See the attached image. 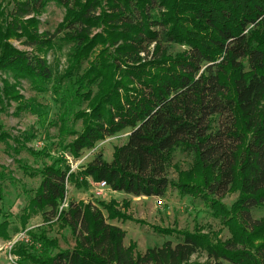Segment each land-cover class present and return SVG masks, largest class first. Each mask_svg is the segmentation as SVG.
I'll list each match as a JSON object with an SVG mask.
<instances>
[{
  "label": "trees",
  "instance_id": "1",
  "mask_svg": "<svg viewBox=\"0 0 264 264\" xmlns=\"http://www.w3.org/2000/svg\"><path fill=\"white\" fill-rule=\"evenodd\" d=\"M10 2L9 11H0V70L37 92L52 81L59 95L67 81L75 99L88 103L87 111L69 118L66 112L59 121V133L72 137L64 153L77 161L97 142L128 132L110 162L97 154L78 172L63 157L39 171L21 166L40 177L23 221L41 214L43 222L68 229L74 245L61 250L56 240L31 235L33 244L12 250L16 264H188L199 252L210 264H264V216L251 215L264 206V0ZM49 3L63 7L65 16L52 34L39 33L35 17ZM10 39L32 51L12 47ZM173 46L184 49L171 54ZM55 47H68V66L57 79L39 55ZM4 84L0 104L20 101ZM70 118L81 123L79 132L65 127ZM6 139L1 133L0 141ZM176 149L193 166L172 181L167 170ZM88 178L134 197L163 198L175 189L199 199L230 237L155 229L182 241L138 253L111 223L132 220L115 201H67L59 210L67 184L87 187ZM231 192L237 196L226 207L221 198ZM8 225L0 221V239H9Z\"/></svg>",
  "mask_w": 264,
  "mask_h": 264
},
{
  "label": "rangeland",
  "instance_id": "2",
  "mask_svg": "<svg viewBox=\"0 0 264 264\" xmlns=\"http://www.w3.org/2000/svg\"><path fill=\"white\" fill-rule=\"evenodd\" d=\"M11 6L10 0H0V11H9ZM64 16L63 7L49 3L44 11L35 17L38 20L36 26L38 32L52 34L63 21ZM92 32L100 31L94 29ZM8 43L18 50L32 51L30 47H25L15 40L10 39ZM183 49L173 46L169 52L175 54ZM67 51L68 47L62 48L61 51L55 47L39 54L45 58L56 79L68 66L65 57ZM5 82L12 86L21 100L4 98L3 103L0 104V134L3 133L7 137L6 141H0V212L5 216L0 215V221L5 218L9 222V239H0V264H16L17 257L11 253L12 250L17 245L33 244L30 240L31 235L43 234L48 239L56 240L61 250L71 249L74 245L68 229L63 228L59 223L43 222L41 214L29 213L26 222L23 221L24 209L32 192L39 185L40 177L25 174L21 166L39 171L63 157L68 161L71 171L78 172L97 154H101L105 161L110 162L114 147L125 142L128 132H121L97 142L92 150L83 151L81 157L74 161L64 153L63 147L72 140V137L59 133V121L66 112L69 118L76 111H87L88 103L75 99L67 81L61 84L59 95L53 92L52 81L46 85L45 92H37L31 88L29 82L16 80L11 73L0 70V90L4 88ZM20 104L24 106L19 107ZM67 121L65 126L67 129L77 132L81 130L80 122L74 124L71 118ZM192 166L191 158L176 149L167 170L168 178L177 181L179 173L191 170ZM87 183V187L80 188L68 183L66 200L81 201L84 204L96 203L95 199L104 203L115 201L121 212L130 216L132 220H115L111 223L125 232L124 245H135V251L138 253H143L147 248L160 247L166 241H171L172 244L182 241V238H176L174 235L162 237L155 229L169 228L191 233L199 230L212 239L217 238L222 241L230 237L221 221L213 217L199 199L181 196L175 189H168L163 198H156L115 193L107 187L101 196H96V183L89 178ZM236 196V192L227 193L221 198V202L226 207H230ZM123 202L128 203L125 209ZM251 215L253 219L263 217L264 206L252 210ZM188 264H210V262L205 253L199 252L190 258Z\"/></svg>",
  "mask_w": 264,
  "mask_h": 264
},
{
  "label": "built area",
  "instance_id": "3",
  "mask_svg": "<svg viewBox=\"0 0 264 264\" xmlns=\"http://www.w3.org/2000/svg\"><path fill=\"white\" fill-rule=\"evenodd\" d=\"M95 187H96L95 188L96 189V196H101L103 191L105 189H107L108 186H107V184L104 181H101L99 183H96ZM66 207H67V200H66V197H65L64 201L62 202V204L59 207V210L65 209Z\"/></svg>",
  "mask_w": 264,
  "mask_h": 264
},
{
  "label": "crops",
  "instance_id": "4",
  "mask_svg": "<svg viewBox=\"0 0 264 264\" xmlns=\"http://www.w3.org/2000/svg\"><path fill=\"white\" fill-rule=\"evenodd\" d=\"M115 193H118V192H115Z\"/></svg>",
  "mask_w": 264,
  "mask_h": 264
}]
</instances>
